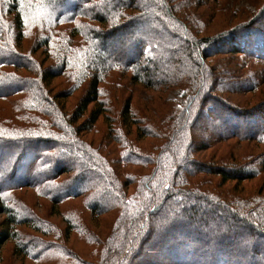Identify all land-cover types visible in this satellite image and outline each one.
I'll return each mask as SVG.
<instances>
[{
	"label": "trees",
	"instance_id": "obj_1",
	"mask_svg": "<svg viewBox=\"0 0 264 264\" xmlns=\"http://www.w3.org/2000/svg\"><path fill=\"white\" fill-rule=\"evenodd\" d=\"M0 214L21 264H264V0H0Z\"/></svg>",
	"mask_w": 264,
	"mask_h": 264
},
{
	"label": "rangeland",
	"instance_id": "obj_2",
	"mask_svg": "<svg viewBox=\"0 0 264 264\" xmlns=\"http://www.w3.org/2000/svg\"><path fill=\"white\" fill-rule=\"evenodd\" d=\"M224 1L226 3L228 0H224ZM258 4H260V3H258ZM239 5L243 6L245 9H247L249 11L250 10L251 11L254 10L253 6L249 5L247 3H240ZM236 8H239V7L236 6L235 9ZM254 11H256V10H254ZM254 11H252V13ZM37 22H38L37 18L35 16H33V17L30 18V20L28 22V26L31 27L32 30H34L38 26ZM220 25H224V23L222 22V19L219 20V17L217 16V17H215V20H214V23H213L211 31L212 30L216 31V30L220 29L219 27L216 28V26H220ZM145 53H146V56H149L148 51H146ZM37 55H38V53H37ZM51 86H52L51 92H53V91L56 92L57 90H59L61 88L63 89L66 86V84L64 83V81L62 82L61 78H55V80L53 81V84ZM80 93H81V90H77L72 95L68 96L69 98H67V101H66V109L68 111H71L73 109L74 105L77 102V99H78ZM139 95H141V94H139ZM98 126L100 128V132H98V133H89L88 136H87L88 138L92 137L94 139L95 143L99 140V138L101 137L102 132H104V129H105V126L101 122L98 123ZM128 136L132 137V135H128ZM237 143H238L237 141H235L233 139H230V140H228V142L226 141L224 144H220L218 146H215V147H212L210 149H207V151H204L203 157H211V156H214V155L216 156V155L225 153L226 151L230 150L233 145H235ZM258 182H259L258 180L253 179V180H251L249 182H246V186L248 188H254V187H256V184ZM229 186H231V183H229ZM25 195L29 196V193H26ZM3 218H4V215L0 214V222H1V220ZM54 221L58 222L57 220H54ZM58 225H60V224L58 223ZM69 240H70L71 244H74L73 243V239H71V237H70ZM12 246H13V243L10 240L5 242V244L3 245L2 249H1V252H0L1 253V257L3 258L2 261H1V264H21L18 261V259H17L16 253L13 252V247ZM79 246H81V244L80 245L76 244L77 248H79ZM57 260H59V259H57ZM57 260L53 264H59V261H57ZM47 261L49 263H44V264H51L50 263L51 258L49 260H47ZM23 264H32V263L30 261H25Z\"/></svg>",
	"mask_w": 264,
	"mask_h": 264
}]
</instances>
